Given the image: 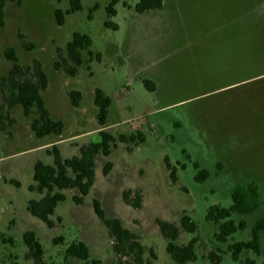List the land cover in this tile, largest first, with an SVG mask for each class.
I'll return each mask as SVG.
<instances>
[{"label": "rangeland", "instance_id": "obj_1", "mask_svg": "<svg viewBox=\"0 0 264 264\" xmlns=\"http://www.w3.org/2000/svg\"><path fill=\"white\" fill-rule=\"evenodd\" d=\"M96 2L99 7L93 11ZM110 2L81 0L82 8L66 14L63 25L56 21L55 10L66 12L71 0L6 4L5 25L0 26V78L12 65L4 56L8 47L15 48L23 65L40 61L49 78L43 96L52 117L65 127L60 136L37 137L32 117L17 106L11 110L13 124L0 128V237L14 240V245L2 244L0 264H8L10 254L24 261L28 248L23 235L28 230L42 243L48 264H92L64 258L75 240L89 245L98 264H120L113 239L94 211L95 198L109 217H119L139 235L145 260L152 264H177L156 220L180 225L184 213L197 231L182 230L178 243L199 239L197 260L188 264H214L213 253L221 255L220 264H242L232 258L229 246L248 241L256 220L264 217V0H164L161 9L143 13L136 10L139 0H119L116 15L107 12ZM75 32L92 38L94 55L90 60L83 51V62L71 76L55 63L68 60L67 44ZM97 88L111 98L104 126L97 119ZM72 90L82 93L79 106L71 101ZM136 130L144 133V143L118 142L109 156L98 155L96 182L84 203L73 201L76 190L64 191L66 199L52 215L54 227L29 212V201L40 197L30 190L34 164H52L47 150L54 144L68 158L101 131L118 138ZM108 161L113 167L105 175ZM196 162L210 171L204 182L195 178ZM250 181L260 185V209L241 216L248 222L245 230L218 240V225L206 220L208 208L230 207L233 189ZM129 188L142 192L141 207L123 200ZM241 217L234 216L237 221ZM60 236L64 242L55 244L53 239ZM261 241L260 256L247 251L241 257L264 261V232Z\"/></svg>", "mask_w": 264, "mask_h": 264}, {"label": "trees", "instance_id": "obj_2", "mask_svg": "<svg viewBox=\"0 0 264 264\" xmlns=\"http://www.w3.org/2000/svg\"><path fill=\"white\" fill-rule=\"evenodd\" d=\"M119 0H111L107 7L109 15H116L115 5ZM164 0H139L136 10L143 13L149 10L161 9ZM8 2L21 4L22 0H0V26L5 25V7ZM99 3L96 2L92 10H96ZM82 8L81 0H71V6L66 12L61 9L55 10V18L59 25L65 22L66 14H70ZM108 24V23H107ZM117 28L116 25L109 24ZM92 38L84 33L75 32L73 38L67 44L68 60L63 59L62 62H56V69L63 67L66 72L75 76L78 67L82 64L84 55L83 51H87L92 60L94 52L91 50ZM24 45L27 44L24 42ZM6 59L11 61L12 65L6 75L0 78V128L6 130L12 125L14 119L11 117V110L17 106H21L23 113L27 117H32L31 129L35 136L45 137L55 134L62 135L64 131V122L56 120L47 106L43 93L49 85V78L40 61L35 60L32 65H23L20 63L19 57L14 47H8L4 51ZM101 59V54L95 56ZM147 86L154 89L153 83L147 81ZM73 105L79 106L82 99V93L79 90H72L69 93ZM95 105L98 107L97 119L101 126L107 122L111 98L101 89L95 90ZM99 136L103 138L101 142L95 143L90 141L88 144L82 145L78 155L64 158L60 148L54 144L52 149L47 152L53 156V163L48 164L42 160H37L34 164L33 180L30 185L31 191L40 194L39 198L31 199L28 203L29 212L42 220L48 227L55 226L52 218L59 203L66 199L65 190L74 189L77 193L73 196L76 204L84 203L85 197L89 194L91 188L96 182V159L99 154L109 156L113 147L118 142L126 144L139 145L145 142V135L141 130H136L130 134H121L118 138L111 135L107 131H101ZM131 146L128 149L131 150ZM171 168L170 164H168ZM113 164L108 161L104 165V174L107 175L111 171ZM196 180L204 182L210 176V171L201 168L198 162L195 163ZM176 168H172L171 177L174 181L178 180ZM16 185H19L15 181ZM232 204L230 207L221 205H211L207 210L206 220L217 224L219 232L216 237L220 241L227 239L238 230H245L248 222L241 217L258 211L261 207V189L260 185L255 181L238 184L232 191ZM123 200L135 208L141 207L143 195L139 189H126L123 191ZM93 207L97 217L107 228L113 239V248L118 256V263L128 264H152L145 260L146 248L141 242L139 235L127 228L119 217H109L98 198L93 200ZM241 218L237 221L234 216ZM162 236L167 240L166 250L172 260L177 264H188L197 260L196 246L198 237H194L187 244H179L178 239L182 230L188 232H196L197 225L192 217L184 213L180 217V225L175 222L157 218L156 220ZM264 232V217H259L251 231V237L248 241H238L229 246L232 258L241 260L242 264H257L255 258L242 254L252 251L255 255L262 254V233ZM24 243L28 250L24 255V261H18V256L9 255L8 264H48L45 257V250L42 243L33 230H28L23 235ZM55 244L64 242L62 236L54 238ZM14 245L12 237H0V249L2 244ZM152 256L156 257L153 249ZM64 258L79 259L86 263L98 264L100 261L92 258L89 245L82 240H75L69 244L64 251ZM210 258L214 264H220L221 255L213 253ZM260 264H264L262 261Z\"/></svg>", "mask_w": 264, "mask_h": 264}, {"label": "water", "instance_id": "obj_3", "mask_svg": "<svg viewBox=\"0 0 264 264\" xmlns=\"http://www.w3.org/2000/svg\"><path fill=\"white\" fill-rule=\"evenodd\" d=\"M103 138L99 135H94L92 141L95 143L101 142Z\"/></svg>", "mask_w": 264, "mask_h": 264}]
</instances>
